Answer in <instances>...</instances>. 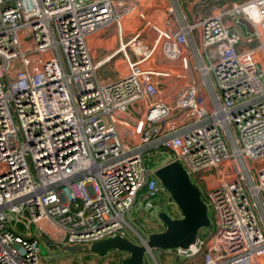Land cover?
<instances>
[{"label":"built area","instance_id":"built-area-1","mask_svg":"<svg viewBox=\"0 0 264 264\" xmlns=\"http://www.w3.org/2000/svg\"><path fill=\"white\" fill-rule=\"evenodd\" d=\"M225 14L244 38L222 23ZM119 18L113 0H0V264H45V241L133 243L128 211L137 200L150 209L167 198L142 157L154 148L180 164L212 217L208 236L169 252L199 264H264V0L174 33L154 29L138 61L124 53L132 37L120 47L117 78L100 84L98 68L109 58L93 62L85 38ZM191 32L195 58L205 60L196 70L215 87L202 80L215 89L211 107L195 85L170 104L148 100L151 77L163 73L141 63L159 48L185 69ZM130 109L139 115L120 133L116 116ZM212 168L222 176L208 187Z\"/></svg>","mask_w":264,"mask_h":264},{"label":"crops","instance_id":"crops-1","mask_svg":"<svg viewBox=\"0 0 264 264\" xmlns=\"http://www.w3.org/2000/svg\"><path fill=\"white\" fill-rule=\"evenodd\" d=\"M245 1L247 0H113L115 9L120 15L118 26L111 24L85 38V43L93 62H102L105 61L106 58H109L108 62L105 61L98 68L97 79L99 83L107 84L117 78L118 71L116 70V66L119 62H122V52L120 51V47L126 45L132 37L137 36L136 44L126 45L124 53L131 61H138L140 59V56L138 55L139 49L149 50L151 48L156 36L154 29L174 33L181 26L190 25L196 20L211 18L215 15L224 13L225 10L231 6L242 4ZM168 9H172V13H168ZM125 20H127L126 23L131 26L132 30L125 26ZM122 21L124 22V27L121 26ZM136 21L138 23L137 26L135 25ZM222 23L230 31L236 32L244 38L243 33L245 30L242 27L233 26L226 14L222 17ZM246 31L249 32V29L247 28ZM189 38L191 48H182L181 50V55L187 60V66L185 69L181 68L178 60L170 61L165 58L159 48H156L151 55L141 63V67L144 70L163 73V76L151 77L150 85L153 93L148 96V100H160L170 104L187 85H195L201 96L205 98L207 108L211 107L209 97H213V94L216 93L215 89L212 93H209L201 84L202 80L205 79L210 85L212 84V88H215L213 80L211 79V75L202 76L196 70L198 66L205 64V60L203 54H200L199 59L195 58L196 52H194V50H198L199 48L197 34L191 32ZM108 63L110 64L107 65ZM138 113L139 112H136L134 109H130L123 115H117L116 119L118 117L120 125H117V130L120 133L125 132V127L121 126L122 123H126L132 127L139 115ZM166 159L168 162H171L170 155H167V153ZM212 170L214 169H209L204 175L206 181L212 182V177L217 181L221 178L222 175L219 172L216 174L211 172ZM165 201L166 204L170 206L169 212L173 215L176 214L175 217H172L168 213V216L172 219L178 218V211L173 208L171 202H169L166 196H163L162 201L159 203L161 204ZM155 204H158L157 200L152 202L153 207ZM150 209L142 207L141 211L135 214V218H133L134 222H131L132 226H141L140 224L142 223H148L150 227L153 223L151 219H153L154 214L161 211L158 209L156 212H153L150 217ZM129 211L128 213H135L132 212V208ZM139 213H142L141 219L138 218ZM210 222L212 223V217ZM127 223L129 222L127 221ZM212 229L213 226L210 233L212 232ZM162 230L163 228L159 231L150 232L148 229L147 232L144 231L149 235L161 232ZM200 231L197 236H204ZM55 235L56 234L52 233V237Z\"/></svg>","mask_w":264,"mask_h":264},{"label":"water","instance_id":"water-1","mask_svg":"<svg viewBox=\"0 0 264 264\" xmlns=\"http://www.w3.org/2000/svg\"><path fill=\"white\" fill-rule=\"evenodd\" d=\"M153 176L179 213V217L175 219L162 210L156 213V219L163 226L161 232L149 234L145 241L138 245L114 237L95 242L89 247H65L47 241L45 246L52 251L59 249L61 253L79 255L104 256L109 252L125 253L127 257L121 260V264H142L144 255L151 250L187 249L194 243L198 232L210 225L200 192L176 161L155 167Z\"/></svg>","mask_w":264,"mask_h":264},{"label":"rangeland","instance_id":"rangeland-1","mask_svg":"<svg viewBox=\"0 0 264 264\" xmlns=\"http://www.w3.org/2000/svg\"><path fill=\"white\" fill-rule=\"evenodd\" d=\"M126 22H127V20H125V24H126L125 26L128 29L132 30L131 26ZM123 23L124 22L122 21L121 22L122 27H124ZM135 25L136 26L138 25L137 21L135 22ZM25 44L26 45L29 44V40H26ZM254 44L255 43L252 42L250 45H248V47H251ZM109 64L110 63H108L107 65H109ZM120 64H121V62H119L116 66L117 71L120 67ZM142 157H143L145 162L154 163V165H155L154 168L157 166H161V165L168 163V161L166 159V152H161L157 148L145 151L144 154L142 155ZM219 167H222V166H219ZM211 172L218 174L219 169L214 168V170H212ZM190 181H191V179H190ZM216 181L217 180H215V178L212 177V182H210L208 187L215 184ZM219 181L220 180L218 179V182ZM201 199H202V197H201ZM160 201H162V196L158 197V200H157L158 204H155L154 207L152 209H150V211H149L150 217H151L152 213L156 212L158 209L166 212L167 215L169 213L172 217H175L176 214L173 215L172 213L169 212L170 206L168 204H166V201L161 203V204L159 203ZM202 201L204 202L203 199H202ZM172 206H173V208H175V206L173 204H172ZM142 207H143V203L141 201L137 200L135 202L134 206L132 207V212H135V213H127L125 215V221H126V223H127V221L129 222L127 224L131 228V229H129V231L135 237V239H133L132 242H133V244H137V245L140 244L141 242L145 241L146 237L148 236L147 233H145V231L147 232V229L150 232H152V231H159L163 227L160 224V222L156 219V217H155L156 214H154L153 219H151V221L153 223L151 224L150 227H149L148 223L147 224L142 223V224H140L141 226H139V225L138 226H132L131 222H134L133 218H135V214L140 212ZM207 214L211 218V211L209 208H207ZM138 218L139 219L142 218V213H139ZM211 228H212V223L210 222V230H211ZM210 230L204 229V230H201L200 232L202 235L206 236L210 233ZM38 248H39L40 261L42 263H45V264L46 263H55V264H119L118 263L119 260L121 261L122 259L127 257V255L125 253L109 252L108 254L104 255L103 258H100L98 256L96 257L95 255H90L89 258L84 259L80 255L76 256V254H74V253H66V252L61 253L60 251H55V252L49 251L48 247H45L44 244H41L40 242L38 243ZM142 264H199V259L196 257V258H190V259H186V260H178L169 251L166 252V251L151 250L144 255V259H143Z\"/></svg>","mask_w":264,"mask_h":264},{"label":"trees","instance_id":"trees-1","mask_svg":"<svg viewBox=\"0 0 264 264\" xmlns=\"http://www.w3.org/2000/svg\"><path fill=\"white\" fill-rule=\"evenodd\" d=\"M159 150H160L161 152H166V151H163V150H161V149H159ZM145 164H146L147 166L151 167V168L155 166L154 163H151V162H145ZM167 198H168V197H167ZM168 200H169V202H171L169 198H168ZM209 220H211L210 217H209ZM207 229L210 230V226H209ZM202 230H204V229H202ZM210 231H211V230H210ZM205 235H206V234H205ZM77 255H79V254H76V256H77ZM80 256L83 257L84 259H87V258L90 257V255H80ZM95 256L97 257V255H95ZM98 257L103 258L104 256H98ZM118 263L121 264V261L119 260ZM46 264H53V263H46Z\"/></svg>","mask_w":264,"mask_h":264},{"label":"flooded vegetation","instance_id":"flooded-vegetation-1","mask_svg":"<svg viewBox=\"0 0 264 264\" xmlns=\"http://www.w3.org/2000/svg\"><path fill=\"white\" fill-rule=\"evenodd\" d=\"M41 244H44V246H45V242H41ZM50 244H51V243H50ZM45 247H47V246H45ZM49 251H52V250L49 249ZM55 251H59V249H56V250H54V251H52V252H55Z\"/></svg>","mask_w":264,"mask_h":264},{"label":"bare ground","instance_id":"bare-ground-1","mask_svg":"<svg viewBox=\"0 0 264 264\" xmlns=\"http://www.w3.org/2000/svg\"><path fill=\"white\" fill-rule=\"evenodd\" d=\"M134 50V49H133Z\"/></svg>","mask_w":264,"mask_h":264}]
</instances>
